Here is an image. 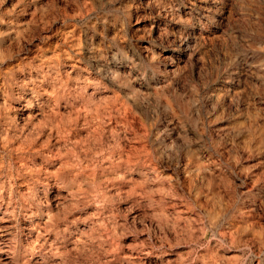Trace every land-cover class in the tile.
<instances>
[{
    "label": "rangeland",
    "instance_id": "rangeland-1",
    "mask_svg": "<svg viewBox=\"0 0 264 264\" xmlns=\"http://www.w3.org/2000/svg\"><path fill=\"white\" fill-rule=\"evenodd\" d=\"M0 207V264H264V0H0Z\"/></svg>",
    "mask_w": 264,
    "mask_h": 264
},
{
    "label": "bare ground",
    "instance_id": "bare-ground-1",
    "mask_svg": "<svg viewBox=\"0 0 264 264\" xmlns=\"http://www.w3.org/2000/svg\"><path fill=\"white\" fill-rule=\"evenodd\" d=\"M167 60V59H166ZM27 77V76H26ZM97 85V84H96ZM102 95V94H101ZM37 98V97H36ZM26 100V99H25ZM27 102L28 99L26 100ZM28 104V103H27ZM26 105V103H25ZM30 105V104H29ZM27 106V105H26ZM29 107V106H28ZM100 125V124H99ZM44 126V125H43ZM37 131V130H36ZM44 131V130H43ZM57 133V132H56ZM55 134V133H54ZM52 135V134H51ZM51 138V137H50ZM2 148V147H1ZM32 148V145H31ZM1 209V207H0ZM4 210V209H3ZM43 224V223H42ZM17 227V226H16ZM15 228L14 225H12L11 221L6 217L5 214H2V216L0 217V258L3 259V261L6 262L7 261H11L15 263V261L18 259L20 254V248L19 247H12V244L14 243V236H11V231ZM18 229V228H17ZM37 230H35V228L31 229L32 231L27 235V241H28V246L30 241H32L31 239L33 238L32 233L33 231H36L38 233H40V227H36ZM45 229V228H44ZM46 230V229H45ZM44 231H42L43 233ZM21 235V233H20ZM37 236V235H36ZM35 242L40 246V248H42L44 246V239H42V237H40L38 235V237L34 238ZM49 240V239H48ZM18 241V240H17ZM49 242V241H48ZM56 242V241H55ZM79 242V241H78ZM34 243V242H33ZM41 244V245H40ZM18 261V260H17ZM24 261V260H23ZM9 264V263H8Z\"/></svg>",
    "mask_w": 264,
    "mask_h": 264
}]
</instances>
